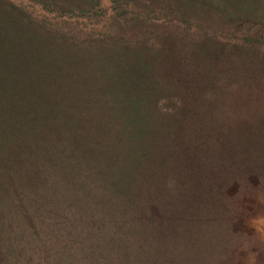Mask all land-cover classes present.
Here are the masks:
<instances>
[{
	"label": "trees",
	"instance_id": "obj_1",
	"mask_svg": "<svg viewBox=\"0 0 264 264\" xmlns=\"http://www.w3.org/2000/svg\"><path fill=\"white\" fill-rule=\"evenodd\" d=\"M0 1V264H210L264 148V0ZM43 128L80 148L37 187Z\"/></svg>",
	"mask_w": 264,
	"mask_h": 264
},
{
	"label": "rangeland",
	"instance_id": "obj_2",
	"mask_svg": "<svg viewBox=\"0 0 264 264\" xmlns=\"http://www.w3.org/2000/svg\"><path fill=\"white\" fill-rule=\"evenodd\" d=\"M11 1L20 2L27 10L32 12L35 18H42V15L46 14L48 17H51L49 21L51 23H57L58 19L72 21L75 18V16H71L72 14H68L70 15L69 18L64 14L56 17L53 13L43 10L42 6L33 0ZM4 5L5 4L0 1V8ZM105 5H109V2L105 1ZM103 9L104 7L102 6V10ZM109 13H111V11L106 10V14ZM32 26V29H41V33L44 32L39 24L34 23ZM237 35L241 38L245 34L239 30ZM259 92L260 90L258 94ZM257 97L260 99H257L258 102L256 104L251 101L249 109L253 112L255 108H258V110L264 114V102L261 101L264 98L261 94ZM19 105L20 104H14L16 108ZM234 106L235 104L232 105V103H230V107L234 108ZM252 112L251 114H253ZM20 117L21 121L25 120V116ZM225 124H227V120ZM251 129L253 130V127ZM255 132L254 134L260 135L257 131ZM47 133L48 130L45 128L40 132V136L43 138L41 140L44 142L42 146L45 145L46 147V140H48L51 147L50 149H54V151L51 155L46 157V160L39 154H36L39 152L35 151L37 159L33 161L34 167L32 169V175L34 177L40 176V179L38 181H32L30 185H37V187L43 180L47 179L48 181L51 180L52 177H56L55 180H59L58 176L63 173L64 167L62 165L65 163H60V166H57L58 173L52 172L51 169L53 170V168H50V171L47 170V172H44L42 165L43 167L45 164L50 166L52 162L56 164L54 160L59 158L66 159L69 157V159H71L76 150L73 149L72 145L68 146L65 157L62 156L64 153H61V149H65L69 142H72L75 147L80 148L79 135L73 141L70 140V136L66 135H57L55 139L52 138V135L46 137ZM243 135H245V133H243ZM244 137H247V133ZM56 149H58V153H56ZM252 162H254L251 170L253 172L249 171L250 173L242 174V167H246L247 164ZM233 165L237 170H240L241 174L238 175L240 179L239 182L234 180V182L227 187L230 200L226 202L227 205L223 206L221 215H218L215 219L211 218L209 227H212V231H216L217 235L215 241H213L214 239L209 241V243L214 242L216 246L210 264H264V148L259 151L255 149L246 155L240 156L238 160H235ZM73 180L74 177L71 176V179H69L68 176H65L62 190L67 191L69 189L73 191V189L76 188Z\"/></svg>",
	"mask_w": 264,
	"mask_h": 264
}]
</instances>
